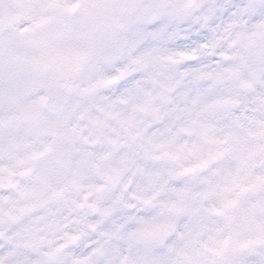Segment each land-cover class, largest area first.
Here are the masks:
<instances>
[{"label": "clouds", "instance_id": "1", "mask_svg": "<svg viewBox=\"0 0 264 264\" xmlns=\"http://www.w3.org/2000/svg\"><path fill=\"white\" fill-rule=\"evenodd\" d=\"M0 264H264V0H0Z\"/></svg>", "mask_w": 264, "mask_h": 264}]
</instances>
